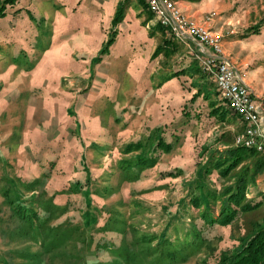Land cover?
<instances>
[{"label":"rangeland","instance_id":"rangeland-1","mask_svg":"<svg viewBox=\"0 0 264 264\" xmlns=\"http://www.w3.org/2000/svg\"><path fill=\"white\" fill-rule=\"evenodd\" d=\"M189 1L264 99V0ZM95 2L0 0V264H224L264 169L232 203L253 169L215 168L241 127L211 76L143 2L139 24Z\"/></svg>","mask_w":264,"mask_h":264},{"label":"built area","instance_id":"built-area-1","mask_svg":"<svg viewBox=\"0 0 264 264\" xmlns=\"http://www.w3.org/2000/svg\"><path fill=\"white\" fill-rule=\"evenodd\" d=\"M173 38L191 42L202 71L211 76L228 111L235 115L242 130L234 145L264 156V99L246 83L244 73L225 55L222 39L204 23L188 17L179 0H139Z\"/></svg>","mask_w":264,"mask_h":264},{"label":"trees","instance_id":"trees-1","mask_svg":"<svg viewBox=\"0 0 264 264\" xmlns=\"http://www.w3.org/2000/svg\"><path fill=\"white\" fill-rule=\"evenodd\" d=\"M121 7L122 6H118L117 9L115 10V15H117V18L116 16H114L113 22L120 21V19L122 18V16L118 14ZM156 54L157 52L155 51L153 56H155ZM158 145L159 146L162 145L164 147V149L160 151H163L165 153L170 152L173 147L172 144L169 146H165V143L162 141H159ZM137 147H139V145ZM155 150L158 151L157 149ZM217 158L218 159L215 160V168L222 167L221 169L223 172L228 171V168L236 167L237 165L242 163L243 159L245 158L249 160V164L251 165L253 170L248 171L245 168L242 171V174L239 175L238 181L236 182V187L234 192L235 194H233V196H231L230 198V201L232 203L235 204L240 203L244 195V190H245L244 186H246L245 182L246 180H248L246 184L250 182L247 176L249 174L259 175V173L263 171L264 156L251 149H246L238 146L237 147L228 146V148L223 150L222 155L218 156ZM138 160L139 162H141L139 163L141 165H145L150 162V164L147 166H151L155 162L154 159L148 160L146 158L144 159L142 158ZM225 164H227L226 167H224ZM231 213L232 214L225 213L222 216L223 220H221V223L225 225L229 224V222L233 220L235 217V213L233 211H231ZM23 216L24 215L22 214V217ZM26 218L27 216L23 217L22 219H26ZM247 239H248L247 242L243 246L238 248V251L235 254L229 256V258L225 260V262H223L224 264H264V223L254 225L253 230Z\"/></svg>","mask_w":264,"mask_h":264},{"label":"crops","instance_id":"crops-1","mask_svg":"<svg viewBox=\"0 0 264 264\" xmlns=\"http://www.w3.org/2000/svg\"><path fill=\"white\" fill-rule=\"evenodd\" d=\"M66 2H68L67 4H79V5H83L84 4V0H65ZM97 2H95L98 6H101L103 7V11L106 12V20L109 21L111 19V16L112 14L114 13V11L117 9L118 6H123L124 5V2L127 1V4H126V9H125V14L128 13V12H131L135 15V17H138V24L139 22L142 21V18L141 16H139V12H141V10L138 9V4H137V0H96ZM142 2V1H141ZM192 1H189V0H179V6L181 8V10L188 16L190 17L192 20H194L195 22L197 23H201L202 22V19H203V15L202 13H200L198 10H196V8H194L195 6V3H191ZM93 9V7H91ZM128 10V11H127ZM127 11V12H126ZM149 12V11H148ZM153 17V16H152ZM153 19L155 20V18L153 17ZM156 21V20H155ZM206 21V20H205ZM151 22V21H149ZM122 23V26L124 27V23L123 21L121 22ZM204 23L205 25H207V27H213L212 26V21L210 23L208 22H202ZM148 21L146 22V25L143 26V24L141 23V25L139 26H143L144 29L146 30V33H147V28L149 27L148 26ZM144 39H149L151 40V42H153V37H150L148 34L146 35L144 33V36H143ZM229 39H223V48H224V52L227 50H229L230 48V43H229ZM155 40V38H154ZM157 42V41H156ZM154 43V42H153ZM188 42L184 43L187 45V48H188V53L189 55L192 57V59L194 60H197L198 61V57H197V52H196V49L195 47L193 46V44L191 42H189L190 44H192V46L194 47V50H192V48L187 44ZM156 45V43H155ZM154 44L152 45V48H153ZM154 49V48H153ZM230 51V50H229ZM225 52V55L228 56V58L231 60L232 63L234 64H238L236 62V60L233 59V57H231L230 53H226ZM239 65V64H238ZM241 71L243 72V69L240 67ZM245 81H246V77H245ZM247 82V81H246ZM249 83V82H247ZM253 90L254 88L252 87V85L248 84ZM254 92L256 93V95H258L255 90ZM238 120V119H237ZM239 122V120H238ZM240 124V127H241V130H242V125L241 123L239 122ZM240 130V132H241ZM237 135V134H236ZM231 146H235L234 144H232ZM236 147V146H235Z\"/></svg>","mask_w":264,"mask_h":264},{"label":"bare ground","instance_id":"bare-ground-1","mask_svg":"<svg viewBox=\"0 0 264 264\" xmlns=\"http://www.w3.org/2000/svg\"><path fill=\"white\" fill-rule=\"evenodd\" d=\"M260 97V96H259Z\"/></svg>","mask_w":264,"mask_h":264}]
</instances>
